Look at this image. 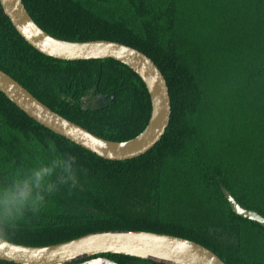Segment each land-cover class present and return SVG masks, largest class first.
<instances>
[{
  "label": "trees",
  "instance_id": "obj_1",
  "mask_svg": "<svg viewBox=\"0 0 264 264\" xmlns=\"http://www.w3.org/2000/svg\"><path fill=\"white\" fill-rule=\"evenodd\" d=\"M98 1L121 14L109 18L85 0L23 3L54 37L115 41L149 56L169 88V125L145 154L106 160L40 125L0 92V186L19 171L65 155L76 157L77 179L75 187L59 185L35 213L26 211L14 224L0 225V237L42 246L96 231L143 230L194 240L226 264H264V228L234 214L221 190L223 185L241 205L264 216V193L254 192L258 183L264 186V141L261 146L246 142L256 128V135H264V0H126L139 29L119 0ZM0 69L52 110L102 138L131 139L149 121V93L129 67L112 58L70 61L43 55L18 34L1 4ZM94 86L114 97L100 110L84 108L82 97ZM246 93L259 100L258 112L247 114L241 100ZM252 112L255 118L243 129L242 119ZM184 195L199 203L202 216L171 208V201ZM99 256L119 264H157Z\"/></svg>",
  "mask_w": 264,
  "mask_h": 264
},
{
  "label": "water",
  "instance_id": "obj_2",
  "mask_svg": "<svg viewBox=\"0 0 264 264\" xmlns=\"http://www.w3.org/2000/svg\"><path fill=\"white\" fill-rule=\"evenodd\" d=\"M0 4L18 34L41 54L70 61L112 58L139 76L151 101V114L146 127L131 139L112 141L93 134L52 110L0 69V92L28 117L106 160L139 157L161 140L170 122L171 100L166 79L149 56L115 41H68L54 37L34 21L23 0H0ZM221 190L234 214L264 228L262 214L241 205L223 185ZM101 254L125 255L157 264H226L216 253L194 240L152 231H96L42 246L16 244L0 237V261L15 264L65 263Z\"/></svg>",
  "mask_w": 264,
  "mask_h": 264
},
{
  "label": "clouds",
  "instance_id": "obj_3",
  "mask_svg": "<svg viewBox=\"0 0 264 264\" xmlns=\"http://www.w3.org/2000/svg\"><path fill=\"white\" fill-rule=\"evenodd\" d=\"M50 150L55 152L54 143H50ZM75 162L76 157L72 155L56 156L30 170L17 172L0 186V225H12L22 219L26 211H38L59 185L71 182L75 187Z\"/></svg>",
  "mask_w": 264,
  "mask_h": 264
},
{
  "label": "rangeland",
  "instance_id": "obj_4",
  "mask_svg": "<svg viewBox=\"0 0 264 264\" xmlns=\"http://www.w3.org/2000/svg\"><path fill=\"white\" fill-rule=\"evenodd\" d=\"M90 6H93V8L101 13L104 16H107L109 18H114L117 17L119 14H121L120 11H116L114 9H112L110 6H108V4H105L101 1L98 0H85ZM120 1V5L124 8L125 12H127V16H129V18L131 19V23L135 26L136 29H139L138 26V22L136 20H134V15H133V11H131V9L129 8V4L126 0H119ZM129 10H127V8ZM241 100L245 101V105L244 106H248L249 110L247 111V114H250V111H259L258 109V102L259 100L254 99L253 96L249 93H246L244 95V97L241 98ZM243 107V105H242ZM244 108V107H243ZM255 113L252 112L251 113V118L247 119V118H243L242 119V127L243 129L246 128L250 122L251 119L255 118ZM257 124H260L262 127L263 124V120L259 119V121L257 122ZM255 127H256V123H255ZM257 132V128L254 129L253 132V137L250 138V140L246 141L249 143H252V145H255L256 143H260V146L262 145L263 141H264V135L263 133H258L256 135ZM250 154L249 151L244 150L243 152V156L244 157H248ZM255 152H252V155L254 156ZM257 172V171H256ZM262 172L259 169V173ZM256 185H251L252 188H254ZM260 189V190H258ZM263 190V191H261ZM254 192H258L259 194H262V192L264 193V186H261L260 183H258V187L257 190H254ZM185 196V195H184ZM181 199H175L173 201H171V208L174 211H178L181 212L182 214L188 215V216H196L197 218H199L200 216H202L201 213V208L199 206V203L196 200H193L192 198L185 196L184 198L180 197ZM255 230V229H254ZM257 231V230H255ZM261 234V233H260ZM252 241H254V239H252ZM255 243V241H254Z\"/></svg>",
  "mask_w": 264,
  "mask_h": 264
},
{
  "label": "flooded vegetation",
  "instance_id": "obj_5",
  "mask_svg": "<svg viewBox=\"0 0 264 264\" xmlns=\"http://www.w3.org/2000/svg\"><path fill=\"white\" fill-rule=\"evenodd\" d=\"M114 97L108 98L107 94L97 93L96 86L91 88L87 94L82 97L84 101V108L92 109V110H100L103 107L107 106L109 99H113Z\"/></svg>",
  "mask_w": 264,
  "mask_h": 264
},
{
  "label": "built area",
  "instance_id": "obj_6",
  "mask_svg": "<svg viewBox=\"0 0 264 264\" xmlns=\"http://www.w3.org/2000/svg\"><path fill=\"white\" fill-rule=\"evenodd\" d=\"M49 264H119L107 257L104 256H92L83 260L73 261V262H56V263H49Z\"/></svg>",
  "mask_w": 264,
  "mask_h": 264
},
{
  "label": "bare ground",
  "instance_id": "obj_7",
  "mask_svg": "<svg viewBox=\"0 0 264 264\" xmlns=\"http://www.w3.org/2000/svg\"><path fill=\"white\" fill-rule=\"evenodd\" d=\"M97 256V255H96Z\"/></svg>",
  "mask_w": 264,
  "mask_h": 264
}]
</instances>
